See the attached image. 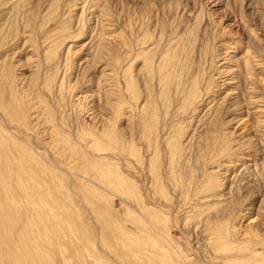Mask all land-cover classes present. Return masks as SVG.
<instances>
[{
	"label": "rangeland",
	"instance_id": "374dc122",
	"mask_svg": "<svg viewBox=\"0 0 264 264\" xmlns=\"http://www.w3.org/2000/svg\"><path fill=\"white\" fill-rule=\"evenodd\" d=\"M0 129L24 264H264V0H0Z\"/></svg>",
	"mask_w": 264,
	"mask_h": 264
},
{
	"label": "bare ground",
	"instance_id": "6f19581e",
	"mask_svg": "<svg viewBox=\"0 0 264 264\" xmlns=\"http://www.w3.org/2000/svg\"><path fill=\"white\" fill-rule=\"evenodd\" d=\"M4 133H6V132H4ZM6 138H7V136H6ZM0 139H1L0 140V144H1V142H3V140H4V135H0ZM9 142H7V144ZM11 142H13V141H11ZM7 144H5L6 147H4V148L0 145V262L3 261V263L1 262V264H24L23 262H25V261H24L23 256L21 255L22 253H19V250H16L17 252H15V250H13L12 247H11L12 245H13V247H15L14 245L17 246V244H15L16 242H14V238H15V236H17L16 235L17 232H19V233H25L24 235H26V236H24L25 239H23V240H25L26 242L27 241L30 242V241L33 240L32 237L35 236L34 235V231L35 230L37 231V229L40 228V226H43V227L44 226H47L48 225L47 223L50 222L51 223L50 225H52V227L59 226L60 225L63 228V230H65L67 228V224L68 223H71L72 221L69 222L70 221V218H69V220H67L68 218H66V217H69V216L68 215L67 216L65 215L66 212L63 213L65 215L64 216L62 214L63 210H62V212L57 211L58 209H62L64 206L61 208V206L59 205L58 201H56L55 196L54 197L52 196V194H51L52 192L50 191L51 189H49L50 185L47 184L48 186H45L44 187L43 186L44 184L43 185H41V184L38 185L37 184V181H33L32 178H34V177L31 174L32 169L28 167L29 164H28V166H26L24 164V161L23 162L22 161L21 162H18V161L17 162L16 161L14 162V158H16V156H14V154H15L14 153V148L10 144H8V146H7ZM16 150H17V147H16ZM26 159H27V157H26ZM27 160H29V159H27ZM32 166H34V165H32ZM43 168L44 167H42L40 169L43 170ZM40 176H42V175H40ZM36 180H37V178H36ZM35 186L38 187L39 189H35L34 188ZM23 198L26 200V202L27 201L29 202V206H30V204H32L31 207H30V209L32 208V209L35 210V212L33 211V213L38 216V220H37L36 215H35L36 221H35V218L33 219L34 221H32L31 217H29V216H33L34 214L33 215L27 214V213H29L27 211V209L25 210V211H27V213L26 212L25 213L28 216L24 214L25 207L22 206V204L20 203L21 202V199H23ZM46 198L47 199L54 200L53 202H54L55 205L54 204L53 205H54V208L56 209L54 213H50L51 211L50 212L48 211V213L45 212V211H43V208H45V207H43L44 202H46V200H47ZM22 203H23V201H22ZM27 205H28V203H27ZM26 207L29 209L28 206H26ZM46 209H47V207H46ZM22 210H23V212H22ZM65 220L68 221L67 224H65V222H66ZM41 228L39 230H41ZM50 229H52V228H50ZM57 230H58V228H57ZM51 231H49L50 234H51ZM68 231H70V230H68ZM42 232H44V230ZM42 232H40V233H42ZM53 232H55V231L53 230ZM37 233H38V231H37ZM60 234H61V232H60ZM73 234H74V236L77 237V235L75 233H73ZM69 235H71V234L69 233ZM218 235H219V233H218ZM55 236L56 235H54V238H55ZM46 237H47V235H46ZM46 237L44 236L45 239H46ZM50 237H52V236H50ZM71 237H73V236H71ZM44 238H43V240H44ZM218 238H221V237H218ZM16 239H18V238L16 237ZM57 239H60V238H57ZM75 239H74V241H75ZM79 239H80V237H79ZM25 241H24V243L22 242L23 244H25L23 246H26V242ZM18 242L20 243V241H18ZM32 244L35 247V241H34V243L32 242ZM67 244L69 245V243H67ZM30 246H31V243H30L29 247ZM20 247L22 248V244L21 243H20ZM73 247H71V248H73ZM22 249H25L24 251L27 252L26 251V249H27L26 247H23ZM22 249H20V250H22ZM32 249L33 248H30L28 250H32ZM130 250H132V249H130ZM36 251H37V249L35 250V255L37 254L39 256V252L37 253ZM38 251L42 252L41 249L38 250ZM30 254L31 253H29V255ZM35 255H33V256H35ZM41 255H43V254L41 253L40 256ZM81 257H80V259H81ZM39 258L36 261L37 264H38V261L40 259H43L42 257L40 259ZM29 259H28V261L30 262L31 259L30 260ZM33 259H36V258L34 257ZM96 260H98V259H96ZM45 261L47 262V260H45ZM31 263L33 264L34 262L31 261Z\"/></svg>",
	"mask_w": 264,
	"mask_h": 264
}]
</instances>
